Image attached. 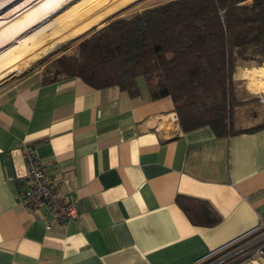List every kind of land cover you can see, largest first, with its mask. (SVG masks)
Wrapping results in <instances>:
<instances>
[{"label":"crops","instance_id":"obj_1","mask_svg":"<svg viewBox=\"0 0 264 264\" xmlns=\"http://www.w3.org/2000/svg\"><path fill=\"white\" fill-rule=\"evenodd\" d=\"M100 11L52 19L56 40ZM254 70L239 80L263 77ZM35 75L0 89V264H264L251 253L210 259L264 222V105L236 110L243 129L256 130L221 137L210 127L183 132L172 98L154 99L145 78L132 97ZM27 146L47 182L76 202L73 222L19 204ZM178 196L207 201L221 221L194 225Z\"/></svg>","mask_w":264,"mask_h":264},{"label":"trees","instance_id":"obj_2","mask_svg":"<svg viewBox=\"0 0 264 264\" xmlns=\"http://www.w3.org/2000/svg\"><path fill=\"white\" fill-rule=\"evenodd\" d=\"M243 63L264 64V0H172L89 32L44 80L81 78L137 97L145 78L154 99L172 98L183 132L210 127L222 137L257 129H235V111L248 103L234 79ZM177 203L194 225L221 221L207 201Z\"/></svg>","mask_w":264,"mask_h":264},{"label":"rangeland","instance_id":"obj_3","mask_svg":"<svg viewBox=\"0 0 264 264\" xmlns=\"http://www.w3.org/2000/svg\"><path fill=\"white\" fill-rule=\"evenodd\" d=\"M26 1L27 0H0L1 17L12 15L11 17H9V19L7 18V20H11L14 18V23H17L19 20L23 22L22 23L19 21L22 24L16 25L15 27L14 24L11 26L6 25L3 28L0 26V29L2 30H0V71L19 61V64H17L19 66L14 68L11 72L5 74L4 77L0 79V89L1 87L5 86L1 90V93L9 87V84L13 85L14 83L12 82L17 79L26 78L30 75L35 74V76L39 77L41 74H44L45 68L55 58L61 56L64 53L72 54L75 51V48L80 40L89 32L105 27L112 20H116L119 18H130L144 9L162 5L172 0ZM38 2L41 4H38ZM107 5L110 6L102 10ZM26 6L27 9H36L38 14H36V12H33L28 14L27 16H19L18 18H15L17 17L16 15L27 11ZM50 9L52 10L49 12ZM15 10L17 12H15ZM46 11H48V13L44 15L40 14ZM69 11H74V15L77 14L78 16L80 14L83 15V12H85L86 15L89 13V11L100 12L94 15L89 20L82 21L81 23H77L76 25L75 23H73L72 26L69 25V27L71 28V30H69L70 32L65 35V37L56 40V37H59L63 34L58 33L56 36L53 32V29L56 28V26L50 24L51 22L49 23V21H52V19L58 18V16H62ZM12 13H14V15ZM75 19H77V17ZM2 20L3 19L0 18V22ZM19 22L17 24H19ZM52 38L54 39L53 41L56 40V42L48 44V42L52 41ZM258 68H264V64L262 66H259L256 63L240 64L235 75V83L240 91L241 97L245 100H248V103L255 104L256 106L262 105L260 102V94L264 93V78L252 77L244 80H239L238 75L239 73L242 74L245 71H250L252 69ZM251 83L253 86H256L259 89L258 93L253 92V89H251ZM245 106H247V104L243 107ZM246 115L249 118V113H247ZM235 117V129H243L245 126L242 124V121H240V117L236 115V111ZM252 234L244 236L242 239L224 248L222 251L215 253L210 259H214V261H220L235 254L240 249L245 247L246 243H250L253 240L256 233L254 235Z\"/></svg>","mask_w":264,"mask_h":264},{"label":"built area","instance_id":"obj_4","mask_svg":"<svg viewBox=\"0 0 264 264\" xmlns=\"http://www.w3.org/2000/svg\"><path fill=\"white\" fill-rule=\"evenodd\" d=\"M260 95V102L264 105V93ZM177 120L179 118L176 117ZM24 157L27 163L26 180L29 186L18 198L19 204L29 207L34 212L46 206L53 213L56 222L69 224L76 220L78 217L76 202L72 199L67 200L63 193L57 191L52 184L47 182L39 153L34 148L27 146L24 150ZM50 227L49 224L47 229ZM250 253L264 260V222L257 229L253 240L228 258L235 259L237 256H246Z\"/></svg>","mask_w":264,"mask_h":264},{"label":"bare ground","instance_id":"obj_5","mask_svg":"<svg viewBox=\"0 0 264 264\" xmlns=\"http://www.w3.org/2000/svg\"><path fill=\"white\" fill-rule=\"evenodd\" d=\"M27 1H28V0H27ZM27 1H26V2H27ZM44 1H45V0H44ZM26 2H25V3H26ZM43 3H44V2H43ZM23 4H24V3H23ZM38 4H41V3L38 2ZM22 7H23V6H22ZM30 7H31V6H30ZM7 9H8V8H7ZM21 9H22V8H21ZM26 9H27V6H26ZM9 10H10V9H9ZM51 10H52V9H50L49 12H50ZM15 12H17V11L15 10ZM15 12H14V13H15ZM19 12H20V11H19ZM33 12H36V14H38V12H37L36 9H32V8H30V9H27V11H24L23 13H21V14H19V15H16L17 17H15V18H18L19 16H23V17H24V16H27V15L30 14V13H33ZM14 13H12V14L14 15ZM46 13H48V11H46V12H42V13H40V14L44 15V14H46ZM10 14H11V13H10ZM11 16H12V15H10V16L8 15V16H6V17H4V16L1 17V16H0V18L3 19V20L0 22V26H1L2 28L5 27L6 25H10V26H11V25H13V24H14V27H15L16 25H20V24L23 23V22L20 21V20H19V21L22 22V23H20L19 21H18L19 24H17L18 22H17V23H14V18L11 19V20H7V18L9 19V17H11ZM0 30H1V29H0ZM1 31H2V30H1ZM260 69L262 70V69H264V68H258L257 70H254L252 74H253V75H256V74H262V75H264V72L261 73V70H260ZM261 78H264V76L261 77ZM257 79H258V78H257ZM251 89H253V92H255V93H258V92H259V89H258L256 86H253L252 83H251ZM260 92H261V91H260Z\"/></svg>","mask_w":264,"mask_h":264}]
</instances>
